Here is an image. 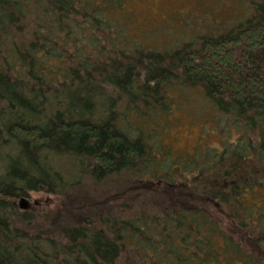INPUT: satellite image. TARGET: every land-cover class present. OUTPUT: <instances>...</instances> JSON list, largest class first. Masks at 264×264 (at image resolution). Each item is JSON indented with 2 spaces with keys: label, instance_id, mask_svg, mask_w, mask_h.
<instances>
[{
  "label": "trees",
  "instance_id": "16d2710c",
  "mask_svg": "<svg viewBox=\"0 0 264 264\" xmlns=\"http://www.w3.org/2000/svg\"><path fill=\"white\" fill-rule=\"evenodd\" d=\"M230 2L166 47L128 0H0V264H264V0ZM185 90L222 150L167 142Z\"/></svg>",
  "mask_w": 264,
  "mask_h": 264
},
{
  "label": "rangeland",
  "instance_id": "374dc122",
  "mask_svg": "<svg viewBox=\"0 0 264 264\" xmlns=\"http://www.w3.org/2000/svg\"><path fill=\"white\" fill-rule=\"evenodd\" d=\"M230 1L232 0H128V4L129 11L135 16L137 23L142 29L151 33L149 36H142L146 39L144 44L155 46L163 41L164 46L168 47L166 42L169 39L188 40L191 36L209 33L210 31L204 29L202 25L195 27V23L200 20L210 23L211 27L218 26V21L226 25L222 20L227 17L225 19L227 21L235 8ZM218 12L223 15H219ZM216 14L218 15L215 17ZM178 94L183 98L182 105L178 104V106L183 108H180L179 112L176 111L173 122L175 129L167 137V142L171 144L173 151L177 154H194L201 148L200 154L206 148L222 150L224 136L219 133L218 126L223 127L229 119L214 110L207 112L209 103L204 101L198 90H185L184 93ZM170 96L176 98L177 94L172 92ZM193 113L196 116L201 114L199 115L201 120L194 121ZM238 137L235 136L236 140ZM142 196L140 199L142 201L145 199L148 206H153L151 199L157 198L153 192H147ZM55 202L58 204L55 197L40 194H32L28 200L29 204L47 209H52ZM123 259L124 264H127L125 258Z\"/></svg>",
  "mask_w": 264,
  "mask_h": 264
},
{
  "label": "water",
  "instance_id": "95a60500",
  "mask_svg": "<svg viewBox=\"0 0 264 264\" xmlns=\"http://www.w3.org/2000/svg\"><path fill=\"white\" fill-rule=\"evenodd\" d=\"M21 205H23V201H21Z\"/></svg>",
  "mask_w": 264,
  "mask_h": 264
}]
</instances>
